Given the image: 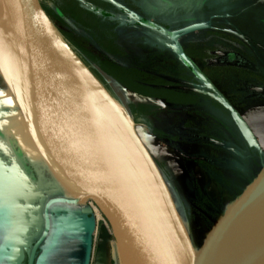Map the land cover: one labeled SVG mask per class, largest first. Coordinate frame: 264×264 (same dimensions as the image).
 <instances>
[{"label":"water","instance_id":"obj_1","mask_svg":"<svg viewBox=\"0 0 264 264\" xmlns=\"http://www.w3.org/2000/svg\"><path fill=\"white\" fill-rule=\"evenodd\" d=\"M207 27L159 31L263 156L249 124L183 50L180 37ZM0 76L63 195L45 204V228L26 264H91L98 229L91 210L59 217L37 255L52 226L51 207L88 202L108 223L120 264H264V158L197 245L131 114L52 21L46 0H0ZM33 185L0 148V264H24L32 204L42 196Z\"/></svg>","mask_w":264,"mask_h":264},{"label":"flooded vegetation","instance_id":"obj_2","mask_svg":"<svg viewBox=\"0 0 264 264\" xmlns=\"http://www.w3.org/2000/svg\"><path fill=\"white\" fill-rule=\"evenodd\" d=\"M46 3L52 21L59 30V26L64 28L66 32L60 31L81 58L90 66L89 56L123 90L138 133L149 150L139 126L150 129L149 134L181 159L196 163L197 170L203 173L211 172L209 168L220 170L223 166L214 162L220 160L240 163L245 159L251 166L249 170H254L256 160L264 158V153L260 155L247 144L229 111L208 94L209 88L168 49L167 43L173 42L159 31L165 29L170 33L195 23L208 25L180 37L183 50L249 124L264 152V0ZM90 68L103 80L99 69L93 65ZM153 157L161 172L165 162L174 161L168 158L160 163ZM228 161L226 167H230ZM27 171L33 189L42 196L36 195L38 209L32 215L33 232L25 239L29 245L24 264L44 231L45 204L53 197L63 196L57 186L52 188L56 193L51 195L45 185L39 184V172ZM237 176L241 179V174ZM207 200L211 203L210 198ZM89 210L53 205L52 226L37 255L47 245L59 217ZM203 214L208 216L204 211Z\"/></svg>","mask_w":264,"mask_h":264},{"label":"rangeland","instance_id":"obj_3","mask_svg":"<svg viewBox=\"0 0 264 264\" xmlns=\"http://www.w3.org/2000/svg\"><path fill=\"white\" fill-rule=\"evenodd\" d=\"M59 28L66 32L63 27L59 26ZM87 46L92 48L91 45ZM87 59L90 66L93 65L102 72L106 86H108L114 96H116L129 111L127 106L128 99L123 93V90L99 68L98 64L91 61L89 56H87ZM138 129L147 140L152 155L156 156L160 163L165 162L168 158L169 161L170 159L174 160L173 162L167 161L169 162L167 164L165 162L162 173L196 244L200 245L210 229L213 220L217 218L219 213L227 207L229 202L242 191L251 178L258 172L262 159L256 160V168L254 170H249L251 166H249V161L245 159L240 163L226 160L230 163V167L225 166L228 165L225 160L214 161L218 166L223 167H219L220 170L209 168L211 172L203 173L201 170H197L196 163L181 159L176 153L169 150L164 142H161L152 134H149L148 131H150V129L144 130L143 126H139ZM0 148L1 155L10 158L13 162L18 161L26 171L36 170L39 172V176L41 177L39 184L45 185V189H48L51 195L56 193L52 190L56 185L45 169L42 160L38 154H36L23 118L19 114L18 108L1 78ZM255 164H253L252 167ZM185 167L193 170H183ZM232 167H235L237 170H231L230 168ZM237 174H241V179L238 178ZM206 196L211 199V203L208 202ZM34 200H36V202L34 201L32 204L33 215L36 209H38L37 197ZM73 207L81 209L89 207L92 214L96 216L98 222V229L94 235L91 264H120L115 242L110 233V227L102 214L98 212V210H93L89 202L84 205ZM203 211L206 212L208 216H205ZM103 228H107L109 233L105 234Z\"/></svg>","mask_w":264,"mask_h":264},{"label":"built area","instance_id":"obj_4","mask_svg":"<svg viewBox=\"0 0 264 264\" xmlns=\"http://www.w3.org/2000/svg\"><path fill=\"white\" fill-rule=\"evenodd\" d=\"M90 204H91V206L93 207V210H95V209H97V207L92 203V202H90ZM98 210V209H97ZM96 211V210H95ZM98 212H99V210H98Z\"/></svg>","mask_w":264,"mask_h":264},{"label":"bare ground","instance_id":"obj_5","mask_svg":"<svg viewBox=\"0 0 264 264\" xmlns=\"http://www.w3.org/2000/svg\"><path fill=\"white\" fill-rule=\"evenodd\" d=\"M0 78H1V76H0ZM2 79V78H1ZM3 81V80H2ZM95 210H97V209H95Z\"/></svg>","mask_w":264,"mask_h":264},{"label":"trees","instance_id":"obj_6","mask_svg":"<svg viewBox=\"0 0 264 264\" xmlns=\"http://www.w3.org/2000/svg\"><path fill=\"white\" fill-rule=\"evenodd\" d=\"M103 67H104V65H103ZM105 68V67H104Z\"/></svg>","mask_w":264,"mask_h":264},{"label":"crops","instance_id":"obj_7","mask_svg":"<svg viewBox=\"0 0 264 264\" xmlns=\"http://www.w3.org/2000/svg\"><path fill=\"white\" fill-rule=\"evenodd\" d=\"M118 85V84H117ZM119 87V86H118Z\"/></svg>","mask_w":264,"mask_h":264}]
</instances>
